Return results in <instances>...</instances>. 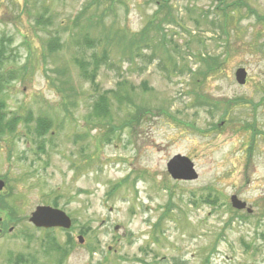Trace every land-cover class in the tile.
Wrapping results in <instances>:
<instances>
[{
    "label": "rangeland",
    "instance_id": "rangeland-1",
    "mask_svg": "<svg viewBox=\"0 0 264 264\" xmlns=\"http://www.w3.org/2000/svg\"><path fill=\"white\" fill-rule=\"evenodd\" d=\"M263 17L264 0H0V264H264ZM94 58L91 83L75 59ZM176 155L196 180L169 177ZM54 204L69 230L28 222Z\"/></svg>",
    "mask_w": 264,
    "mask_h": 264
},
{
    "label": "water",
    "instance_id": "water-1",
    "mask_svg": "<svg viewBox=\"0 0 264 264\" xmlns=\"http://www.w3.org/2000/svg\"><path fill=\"white\" fill-rule=\"evenodd\" d=\"M246 79V72L239 69L235 72V80L239 85H243ZM166 171L169 177L174 181L191 182L197 179L198 175L194 169L193 163L185 156L176 155L172 157L166 164ZM3 182L0 181V191L3 189ZM231 206L235 210H243L246 208L244 202L239 201L235 196L230 198ZM247 213H251L246 208ZM28 222L35 228L52 229L60 228L69 230L71 228L70 218L61 210L54 209L49 206H37L30 214ZM78 243H83V238L78 237Z\"/></svg>",
    "mask_w": 264,
    "mask_h": 264
},
{
    "label": "trees",
    "instance_id": "trees-1",
    "mask_svg": "<svg viewBox=\"0 0 264 264\" xmlns=\"http://www.w3.org/2000/svg\"><path fill=\"white\" fill-rule=\"evenodd\" d=\"M230 5L231 4H225V7L224 8H227V7H230ZM233 5V4H232ZM231 5V6H232ZM253 13V12H252ZM42 18L40 17V19L39 20H37V23H38V21H40ZM263 20H264V17L262 18ZM86 41V40H85ZM52 44H58V43H53V41H51L49 44H48V47H47V50L49 51V52H52V51H54V46L55 45H52ZM257 45V44H256ZM150 48V45L149 44H146V45H144L143 46V48H140V51L142 50H147V49H149ZM260 49H262V46H260ZM140 51H137L138 52V55L139 54H141V52ZM3 56H4V46H3V43H1L0 42V60L3 58ZM103 57H105V55L103 56ZM210 62H215V59L214 58H212L211 60H209ZM1 62V61H0ZM75 62H76V64H77V66H78V68H79V70L81 71V73H82V76L84 77V78H86L87 80H89L91 83H94V80H95V78H96V74H97V70H98V67H99V64H98V60L96 59V58H94L93 59V61H92V63H87L85 60H83V59H75ZM209 65V64H208ZM178 66H175L174 68H173V70L172 71H174V73H176V71L177 72H179V73H183V70H181V69H179V68H177ZM189 72H191V70H188ZM2 80V78H0V81ZM3 80H5V81H8V79H3ZM120 84V83H119ZM113 94V96L115 97V98H117L118 99V95H117V93L116 92H114V91H108V92H106V93H102V94H100L99 96H98V98H97V100L94 102V104H93V111H92V116H94V117H98V118H101V119H105L106 117H107V115H108V109H109V99H108V97H107V95L108 94ZM122 97V96H121ZM123 98V97H122ZM123 99H125V98H123ZM244 102H241L240 104H242V105H247V101L245 102V100L244 99H242ZM239 105V104H238ZM208 107H209V105H207ZM240 106V105H239ZM231 107V109H233V106H230ZM211 108V107H210ZM162 111V110H161ZM230 112V110L229 109H226V111H224V113H223V119H224V117L228 114ZM5 115V113L3 112V102L1 101L0 102V126H2V125H4V123H3V116ZM211 116H213V114H211ZM42 119V118H41ZM17 122V119H13V120H11V121H9L8 123H5V127H9V126H11L12 128H14L15 127V123ZM49 125V123H46V120H44V119H42V120H40L38 123H37V127H38V131H37V138H39V137H41V136H43L45 133H46V131H47V128H48V125ZM127 124H129L128 122H123L122 123V126H126ZM121 126H119V127H117V126H114V125H109V128H110V130H108V132H114L115 130H117V129H119ZM214 127L216 128V127H218V125H214ZM108 136V135H107ZM108 142V141H110V138H105V142ZM40 150H42V148H40ZM117 187H118V185H116V186H114L113 188H114V190L115 189H117ZM54 207H57L56 206V204H54L53 205ZM161 219L162 218H160V220H159V222L155 225V228H158L159 227V225H160V222H161ZM54 239V238H53ZM51 237H48V238H46V239H43L42 241H41V244H45V241L47 240V241H49L50 242V244L48 245L49 246V248L51 249V247H52V249H51V251L53 250V251H58V252H60L62 255H66L67 254V252L65 251L64 252V250L62 249V248H60L59 246H56V244L54 243V242H52V240H53ZM26 241H31L30 240V238L29 239H27ZM54 241V240H53ZM69 242H71V240H69ZM67 244V243H66ZM68 244H70V243H68ZM46 252L47 253H49L50 252V250L49 251H47V249H46ZM17 258V261H19V262H22L24 259H23V257L22 256H18V257H16ZM176 264H180V263H176Z\"/></svg>",
    "mask_w": 264,
    "mask_h": 264
},
{
    "label": "flooded vegetation",
    "instance_id": "flooded-vegetation-1",
    "mask_svg": "<svg viewBox=\"0 0 264 264\" xmlns=\"http://www.w3.org/2000/svg\"><path fill=\"white\" fill-rule=\"evenodd\" d=\"M16 119V118H15ZM14 119V120H15ZM8 129H9V131L11 132V130L13 129L11 126H9L8 127ZM6 132H7V127H6ZM1 181V180H0ZM1 182H3V181H1ZM3 184H4V182H3ZM4 187H5V184H4V186H3V189L0 191V193L4 190ZM0 208H1V202H0ZM53 208H57V207H53ZM12 231V228H9L8 229V226H7V224H6V221H4V220H2L1 218H0V240L5 236V234H6V232H11ZM264 235H262V237H263ZM60 260H58V262H59Z\"/></svg>",
    "mask_w": 264,
    "mask_h": 264
}]
</instances>
